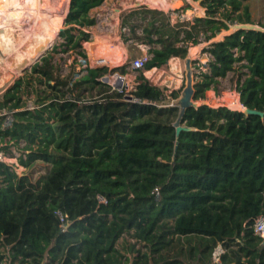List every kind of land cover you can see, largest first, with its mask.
Listing matches in <instances>:
<instances>
[{
	"label": "trees",
	"instance_id": "trees-1",
	"mask_svg": "<svg viewBox=\"0 0 264 264\" xmlns=\"http://www.w3.org/2000/svg\"><path fill=\"white\" fill-rule=\"evenodd\" d=\"M105 1L71 0L63 43L0 101V140L25 143L24 167L48 164L34 183L0 162V264H264V240L253 231L264 217V117L201 105L186 111L183 125L191 131L177 138L178 102L165 103V90L144 76L128 93L102 81L106 66H87L77 80L63 75L53 53L65 47L87 59V28L96 24L91 12ZM38 3L18 2L20 26L32 24ZM201 6L204 17L176 24L146 5L123 11L128 61L134 46L145 45L151 58L142 71L165 70L172 58L185 60L191 46L231 25L254 24L247 0H202ZM259 26L209 44L213 60L194 85L195 101L242 63L241 104L264 112V23ZM176 63L170 64L175 72ZM126 68L113 71L125 75ZM168 96L178 100L180 92ZM6 116L10 127L3 126ZM220 245L224 253L213 263Z\"/></svg>",
	"mask_w": 264,
	"mask_h": 264
},
{
	"label": "rangeland",
	"instance_id": "rangeland-1",
	"mask_svg": "<svg viewBox=\"0 0 264 264\" xmlns=\"http://www.w3.org/2000/svg\"><path fill=\"white\" fill-rule=\"evenodd\" d=\"M20 0H14L13 4L18 5ZM59 1V7L52 8L53 2H49L48 0H39L38 6L41 4L43 5V9L48 11V9L52 8L55 11L51 12L54 15H57V20L62 16V23L58 25L59 30L56 33V37L53 40L51 46L48 50H46L43 54H47L48 52H53L55 46L62 44L63 39L59 36L60 32L65 30V19L68 15L70 9V1L71 0H57ZM200 1V0H199ZM199 1L194 0H167L166 2L162 3L157 7V2L154 1L153 7L151 5H146L149 7L157 8L165 12L172 24H176L179 22L184 21H192L195 17H204L206 15L205 7L201 6ZM141 2L144 5L143 0H106L103 5L95 9L91 12V15L96 18V24L90 28H87L88 32L91 35V41L86 42L83 44V48L87 53V59L82 58L79 56L75 51L66 50L65 47H58L57 51L53 53L54 55V62L56 63L57 67L60 69L63 75H68L73 73L74 80L81 78L85 71L84 69L88 67L96 68L100 66H106L109 68V72L103 78L108 79L109 85L113 86L114 88H124L129 93L134 91L139 84L143 83V80L140 79V76H145V72L142 70H135L132 69L130 66V62L135 59L142 58L145 56L150 55V47L145 45H140L138 47H133L130 50L131 61L129 62V53L128 59L125 61L123 65H127L126 71L127 74L122 75L119 71H113L117 67H114V64H110L104 55L97 54L95 51L101 47L105 46H112L116 43L118 39L121 38V34L123 33L120 27V14L130 8H134L135 3ZM66 3V4H65ZM249 5V12L251 14V19L253 21L254 26L260 27V24L264 23V0H247ZM50 4V5H49ZM48 5V7H46ZM37 6V7H38ZM35 7V10L37 9ZM50 7V8H49ZM137 7V6H135ZM67 8V9H66ZM0 22L3 17H5V21L1 23H6L7 18L3 11L0 10ZM61 15V16H60ZM190 15V16H189ZM118 21V22H117ZM20 23V22H19ZM230 26L229 31H222L218 34L214 39L209 42H202L199 45L191 46L189 49V53L192 50H195L193 56V63H192V71L194 76V84L201 82L203 80V73H209L208 65L210 61L213 60L212 56L207 52L209 44L212 42H218L224 40V38L235 32V26ZM39 27V28H38ZM41 27V23L38 21L33 27V29L22 37V41L20 39V44L17 48H15L11 52H6L0 48L1 57L3 60H0V75L1 73L8 72L7 74L10 76L9 79L0 86V101L3 100V94L14 85V83L21 77H23L27 72L30 71L31 66L36 63L38 60H35L30 65L23 66L19 72H17L14 68L16 67L15 58H17L20 53L31 46L32 40L35 35L39 32L44 30ZM127 35H129L128 29L125 31ZM122 42V40H121ZM123 43V42H122ZM124 44V43H123ZM116 45V44H115ZM144 49H142V48ZM128 52V50H127ZM188 53V54H189ZM101 56V57H100ZM106 56V55H105ZM103 57V58H102ZM188 57V56H187ZM94 58H100L101 60H105L104 63H95L93 62ZM113 58V57H112ZM99 62V59H98ZM185 60H180V70L177 73H174L170 65L165 70L155 71V75H151V77L147 78L153 86L160 87L165 90V94L167 96L165 103H170V106L176 105L178 100H173L172 97L168 95L171 94L173 91H179L180 97L182 95V91L186 86V70H185ZM15 63V64H14ZM242 63L237 64L236 71L229 72L226 77L218 78L219 85H211V88L206 93L205 100H199V104H204L213 108H218L225 106L233 111H241V108L238 109V103H241V96L237 92L238 81L240 79V65ZM122 65V66H123ZM14 66V68H12ZM245 71V70H243ZM150 74V73H148ZM102 78V79H103ZM216 87V88H215ZM233 99V100H232ZM237 101V102H236ZM33 100L30 99L28 103V107L32 108ZM238 106V107H237ZM242 106V104H241ZM243 107V106H242ZM238 109V110H237ZM1 114V113H0ZM7 114V113H6ZM10 116H6V120L3 123L4 127H10L12 124ZM11 120V121H10ZM25 146L24 142H21L19 145H15V142H10L8 139L5 141L0 140V162L5 163L6 165L10 166L13 171L18 173L19 175H28L30 180L34 183L38 182L40 178L46 173L48 164L37 162L30 167H24L20 163L21 156L24 155L23 147ZM8 147L7 150L5 148ZM1 180V177H0ZM1 184V183H0ZM157 196V200H158ZM134 241V240H129ZM0 251L2 249L0 248ZM224 253V248L220 245L218 246L212 256L213 263H219L220 257Z\"/></svg>",
	"mask_w": 264,
	"mask_h": 264
},
{
	"label": "bare ground",
	"instance_id": "bare-ground-1",
	"mask_svg": "<svg viewBox=\"0 0 264 264\" xmlns=\"http://www.w3.org/2000/svg\"><path fill=\"white\" fill-rule=\"evenodd\" d=\"M48 1L53 2L52 3L53 5L50 7L55 8V10L60 5L59 1L57 0H48ZM143 1L144 4H148L153 7H156L155 5H153L154 1H156L158 5L157 7H159L160 4L166 2L167 0H143ZM13 2L14 0H0V10L4 12L7 18L6 23L0 22V48L2 50L6 52H11L15 48H17L20 42L23 40L22 37H24V35L26 36V34L33 29L34 25L38 23V21L41 23L40 28L44 29L42 31H39L35 35V37L32 40L31 46L27 49V51L26 50L22 51L20 55L17 58H15L16 61H13L16 63L15 65L16 67L14 68L13 66L12 68H14L17 72H19L18 70H20L23 66L30 65L35 60H37L46 50L49 49L53 40L56 37L57 31L59 30V27L58 29L56 27L57 23L58 25L62 23L63 15L62 16L60 15L61 18L58 21L57 20L58 14L54 15L53 13H51L55 11L54 9L49 7L50 9H48V11H45L43 9L44 8L43 5L40 4L36 9V16L32 24L29 27L24 28L19 25V21L24 16V8L20 7L19 5H14ZM46 7H48V5H46ZM112 51H114L113 55H112ZM121 52H122L121 49L117 50L111 46L101 47L95 51V53L97 54L104 55L103 57H105L106 54H107L106 56L109 55V56L119 57L122 54ZM0 60H3L1 57V52H0ZM176 67H180L179 63H176ZM7 73L8 72L1 73L0 86H2L9 79L10 76ZM238 106H237L238 109L239 108H241V110L245 109L244 107L241 106V103H238Z\"/></svg>",
	"mask_w": 264,
	"mask_h": 264
},
{
	"label": "water",
	"instance_id": "water-1",
	"mask_svg": "<svg viewBox=\"0 0 264 264\" xmlns=\"http://www.w3.org/2000/svg\"><path fill=\"white\" fill-rule=\"evenodd\" d=\"M199 2L201 3L202 0H200ZM238 30H262V29L260 27L254 26L252 24H236L235 31H238ZM194 53H195V50H192V52H190L188 54V57L186 58V62H185L186 86H185L184 90L182 91L181 97L178 100V105L180 107L179 116L173 124V127L176 130L177 138L179 137L181 132L191 131L190 128L185 127L183 125V118H184L186 111L189 108L198 109L201 105H204V104H199L198 101L194 100V96H195L194 85L195 84H194V76H193V71H192V63H193ZM43 55L44 54H42L39 58H41ZM102 81L105 83H108L107 78H103ZM241 112L245 113L247 116L256 115V116L264 117V112H261L258 110H251V109L245 108L244 110H241Z\"/></svg>",
	"mask_w": 264,
	"mask_h": 264
},
{
	"label": "crops",
	"instance_id": "crops-1",
	"mask_svg": "<svg viewBox=\"0 0 264 264\" xmlns=\"http://www.w3.org/2000/svg\"><path fill=\"white\" fill-rule=\"evenodd\" d=\"M103 5V4H102ZM139 5H142V3L141 2H138V3H135L134 4V6H132V7H135V6H139ZM144 5H148V4H144ZM100 8V7H99ZM98 9V8H97ZM118 22V21H117ZM116 44V45H115ZM114 45H112L111 47H114L115 49H117V50H119V49H121V56H116V57H114V56H105L106 57V59L108 60V61H110L109 63L111 64V63H113L114 61H115V63H114V67H117V68H119V67H121L124 63H125V61L128 59V52H127V49H126V47H125V45L121 42V40L120 39H118L117 41H116V43H115ZM113 53H114V51H112V55H113ZM107 55V54H106ZM101 57V56H100ZM113 57V58H112ZM95 60L93 61V62H98V59H99V61H100V58H94ZM39 60V59H38ZM173 61H177L178 63H179V65H180V59L179 58H172L170 61H169V63H168V65H170L171 64V62H173ZM102 63H104V62H102ZM155 70H157L158 72H159V70L158 69H156L155 68ZM174 73H177V72H175V71H173ZM147 73H148V71L147 72H145V76L147 77V78H149V77H151V75L153 76V75H155L154 73H155V71H153V72H150V74H148V76H147ZM150 79V78H149Z\"/></svg>",
	"mask_w": 264,
	"mask_h": 264
},
{
	"label": "built area",
	"instance_id": "built-area-1",
	"mask_svg": "<svg viewBox=\"0 0 264 264\" xmlns=\"http://www.w3.org/2000/svg\"><path fill=\"white\" fill-rule=\"evenodd\" d=\"M150 58H151V56L148 55V56H145V57H142V58L135 59L132 62H130V66H131L132 69H135V70H143V68L145 66V63ZM118 89H121V88H118ZM61 220L63 221L62 217H61ZM253 231H254L255 235H257L258 237H260L261 239L264 240V217L261 216V217H259L258 219L255 220L254 225H253Z\"/></svg>",
	"mask_w": 264,
	"mask_h": 264
}]
</instances>
